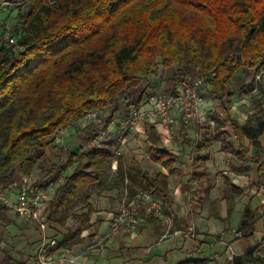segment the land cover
I'll list each match as a JSON object with an SVG mask.
<instances>
[{
	"label": "trees",
	"instance_id": "1",
	"mask_svg": "<svg viewBox=\"0 0 264 264\" xmlns=\"http://www.w3.org/2000/svg\"><path fill=\"white\" fill-rule=\"evenodd\" d=\"M17 1L0 0V6ZM21 26L22 48L0 46V189L51 162L47 150L59 129L92 111L118 110L135 97L159 60L165 68L178 65L180 73L194 76L215 70L206 86L223 104L232 96L234 80L241 82L239 70L259 69L264 62V0H29ZM232 124L239 136L256 140L264 133L261 118L256 124ZM150 138L158 146L156 127ZM211 141L205 138L199 148ZM156 154L169 173L153 174L120 157L115 177L129 180L131 195L142 189L174 205L170 173L177 159L162 147ZM114 156L110 145L91 149L57 190L49 215L65 212L103 182ZM254 163L260 167V158ZM87 207L92 211L90 203ZM79 217L88 220L89 214ZM10 220V208L0 200V243ZM241 231L238 240L255 235L254 217L243 220ZM257 251L255 246L234 255L232 264H264ZM203 263L196 258L178 264ZM0 264L24 263L3 249Z\"/></svg>",
	"mask_w": 264,
	"mask_h": 264
},
{
	"label": "rangeland",
	"instance_id": "2",
	"mask_svg": "<svg viewBox=\"0 0 264 264\" xmlns=\"http://www.w3.org/2000/svg\"><path fill=\"white\" fill-rule=\"evenodd\" d=\"M28 2L29 0H18L15 3L8 2L5 6L4 4L0 6V39L9 34L19 37L23 31L21 14L27 9ZM159 61V68L143 78L142 88L135 97L123 101L118 110L109 107L102 112L98 111L102 123L81 119L70 126L68 128L69 135L66 136L67 143L70 145L69 151L65 152L54 144L50 146L47 155L51 162L41 164L36 168L30 179L41 181L57 179L58 182L52 192L54 199L67 175L74 172L81 163L87 161V155L91 149L97 147L98 144L110 145L115 152L117 143L112 138L117 130H110L108 123L111 119L118 121L127 118L130 113V103L141 95L142 90L151 85H158L164 89L171 87L181 75L194 77L191 74L180 73L178 65L169 69L161 64V60ZM237 74L239 78H245L250 75V70L246 68L244 72V69L241 68ZM205 97L207 100L215 101L219 107V111L211 112V117L217 124L214 130L217 131L215 136L222 140L228 136L234 137L233 121L240 124L250 121L256 124L260 118L264 119V90L255 91L254 88L248 87L246 81L243 86L237 79L234 80L232 96L226 104L218 101L210 88L205 91ZM107 119H110L109 122ZM102 128L108 134L102 139L95 140L98 131ZM151 128L152 126L149 124L145 126L146 133L135 132L130 143L123 149L121 157L128 164L132 162L139 164L153 174L159 171L169 173V169L157 158L156 151L157 147L169 150V145H172L173 151H169L175 155L177 162L176 169L171 173L173 179L171 180L170 177L172 186L170 195L174 197V186L178 185L180 187L179 195L184 199L183 209L176 207L175 204L166 203L167 215H170L171 211L175 214L172 228L169 230L167 218L157 217L161 225L151 223L148 219V212L145 211L142 213L145 221L140 223L133 232L117 233L112 237H107L110 224L106 232L99 229V224L91 229L96 223L106 221V218H98L94 224H90L89 219L84 220L79 216L85 213L89 215L98 213L99 216L105 215V212L115 214L123 198L126 182L123 183L117 179L115 171L111 168L103 182L92 185L88 195L80 199L74 206L65 212L56 210L52 215L48 213L50 234L60 240L70 241L68 244L70 248L75 252L82 253V256H89L91 264H177V262L189 258L205 259L203 264H232V258L238 251L234 247V242L239 237L237 233L241 230L242 218L254 217L255 219L260 213L263 216L257 218V233L253 236L252 243L258 247V253L264 254V161L258 167L250 160L245 161L229 155L220 164L214 162L215 170L210 171L208 167H204L202 161L208 152H201V148L195 150L192 145L191 134L194 129L196 130L197 125L188 128L179 127L172 137H166L157 132L161 138L158 146L150 138ZM212 132L211 129H208L205 138L208 134V138H210ZM82 143L86 147L80 148ZM53 163H55L54 168ZM69 165L70 168H68ZM66 167L67 174L61 177L60 170ZM196 173L200 174L199 177H196ZM226 174L231 177L236 174L243 175L245 180L243 185L251 186L249 196L252 195L255 204H252L251 208L240 210L242 220L237 219L235 199L231 200L229 197L234 193ZM201 195L205 196L201 197ZM7 196L12 199L17 197L14 193H7ZM237 196L243 203V195ZM90 198L93 202H90ZM89 203L93 208L90 212L87 207ZM112 214L109 218L110 222ZM181 216H186L184 221L180 220ZM10 217L11 220L3 234L4 242L0 243V257L3 255V249H8L24 264H34V256L39 246V229L33 222L18 221L13 213H10ZM63 219L66 220V223L62 222ZM196 220L199 222V226ZM183 224L194 229V238L171 235L175 229L184 228ZM172 239L182 242L186 251L180 253L165 251L164 246ZM222 256L226 257L221 260ZM82 262L83 258H81L80 264Z\"/></svg>",
	"mask_w": 264,
	"mask_h": 264
},
{
	"label": "built area",
	"instance_id": "3",
	"mask_svg": "<svg viewBox=\"0 0 264 264\" xmlns=\"http://www.w3.org/2000/svg\"><path fill=\"white\" fill-rule=\"evenodd\" d=\"M6 4L8 2L4 3V6ZM18 38L14 34L6 35L0 39V46L20 49L22 46ZM215 74L216 71L212 70L194 77L181 75L178 81H174L171 87L165 89L158 85L148 86L141 97L130 103V113L127 118L118 121L111 119L108 123L109 129L117 130L112 138L117 143L112 162L113 170L117 172L123 149L130 143L132 135L135 132L146 133L145 126L149 124L156 127L158 133L166 137H172L179 127L188 128L197 125L196 130L194 129L192 132V145L195 150H198L199 145L205 139L207 130L214 131L217 126L211 117L212 111L208 108V100L205 97L207 77ZM254 81L257 85L264 83V62L259 69H254ZM83 120L103 122L98 111L86 114ZM69 127L59 129L53 142L65 152H68L70 147L66 139L70 132ZM107 134L108 132L102 128L98 131L95 140L102 139ZM100 146L102 145H97V147ZM82 147L84 148L86 145L80 144V148ZM172 149V145H169V150L173 151ZM66 174L67 167L62 168L59 175L62 177ZM57 182V179L41 181L31 180L30 177H27L24 180L16 181L10 188L0 189V200L20 219L35 223L39 229V246L34 256V264H76L82 256V253H76L70 248L68 245L70 241L60 240L50 234L48 213L53 199V188ZM128 183L127 179L119 209L111 216L107 237H112L117 233L133 232L140 223L145 221L142 214L143 209L158 218H167L170 230L175 214L171 211V214L167 215L163 199L142 189H138L136 194L131 195ZM7 193H14L17 197L12 199L7 196ZM237 234L241 235V232L239 231ZM171 235L194 238L195 232L192 227L185 226L175 229Z\"/></svg>",
	"mask_w": 264,
	"mask_h": 264
},
{
	"label": "crops",
	"instance_id": "4",
	"mask_svg": "<svg viewBox=\"0 0 264 264\" xmlns=\"http://www.w3.org/2000/svg\"><path fill=\"white\" fill-rule=\"evenodd\" d=\"M242 68L244 69V72H245L246 68H249V67L245 66ZM249 70H250V75H247L245 78L244 77L241 78L240 83L243 84V86H244L245 81H246V84H248V86L252 85V89L254 88L255 91H257L258 89L264 90V83L257 85L254 81V69L249 68ZM207 88L208 87L205 88V91L207 90ZM217 100L219 101V99H217ZM208 104H209L208 108L212 112H214L216 110L219 111V109H218L219 107H217L218 105L215 101L208 100ZM222 113L224 114V112H222ZM241 125H244V124H241ZM222 129H225V127H222ZM232 129H233L234 137H229L227 135L228 137L226 139H223V140L221 138H218L215 136L217 134V131H213L210 135L212 138L211 143L208 146H203L201 148V152H208L207 155H204L202 161H203V164L205 165L204 167H208L210 171L215 170L214 162H216L217 164H220L223 161V159H225L229 155L233 156L234 158H240L241 160H245V161L250 160V161L254 162V158H257V157L260 158L261 162L264 161V134H262L258 139L255 140V139H252V138L245 136V135L239 136L238 134H236V131L234 130L233 124H232ZM208 136H209V134L206 136V138ZM191 138H192V134H191ZM199 158H201V157H199ZM175 167H176V165H175ZM173 172H171V173H173ZM171 173H170V177L172 180L173 178L171 176ZM225 173H228V171H225ZM199 175H200L199 173H196V177H199ZM226 176H227V179L229 181L227 179L226 180L229 182L231 189L234 193V195L232 194L229 197L231 200L235 199V205H236L235 209H236L237 219L240 220L241 219L240 210L244 209V208H246V209L251 208L252 204H255L252 200V195L249 196L251 186L245 187L243 185V183H245V180L243 179V177H244L243 175L236 174L234 177H231L230 175L226 174ZM170 187H172V186L170 185ZM174 189H175V193H174L175 195H173L174 196L173 199H174L175 206L183 209L184 199H183V197L181 198V196L179 195L180 194V187L178 185H176V186H174ZM237 190H239L240 192H238ZM237 195H243V197H244L243 203L244 204L242 203V201L240 200V198ZM203 196H205V195H201V197H203ZM239 201H241V202H239ZM90 202H93L92 198H90ZM263 204H264V202H263ZM232 208H233V205H232ZM10 213H13L17 217L16 219L18 221H21L22 223H26V221L20 219L12 210H10ZM111 214H112L111 212H105V215H102V216H99L98 213H95V215H89V223L90 224H94V222H96L98 220V218H101V219L106 218V221H103L101 223H96V225H93L91 227V229L92 228L94 229L99 224V226H100L99 229L102 232L108 231L109 224H110L109 218H110ZM262 216L263 215L258 213L259 218ZM185 218H186V216H181L180 220L184 221ZM257 218H255V225L257 224L256 223ZM242 219L243 220L247 219V217H244ZM196 222L199 226V222L197 220H196ZM29 223H31V222H29ZM34 225L37 227V225L35 223H34ZM183 225L186 226L185 224H183ZM37 229H38V227H37ZM256 233H257V231H256ZM256 233H255V235H256ZM252 238H253V236L246 238V239H241V240L235 239L234 247L238 250L235 255L242 254L245 251H247L249 248L255 247V245L252 243ZM164 248H165V251H169L170 253H180V252H183L185 250V247H183L182 242L180 243V242H177L173 239L169 240L168 243L164 246ZM76 253H80V252L76 251ZM225 257L226 256H222L220 259L222 260ZM81 258H83L82 264H91L89 256H81ZM81 258H80V261H81ZM189 259H193V258H189ZM80 261L76 264H80ZM184 261H186V260H184ZM180 262H183V260ZM232 262H233V258H232L231 263ZM59 264H69V263H59ZM177 264H178V262H177Z\"/></svg>",
	"mask_w": 264,
	"mask_h": 264
}]
</instances>
